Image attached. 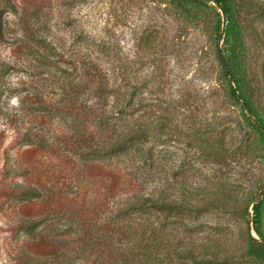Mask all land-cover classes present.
Returning <instances> with one entry per match:
<instances>
[{"label": "rangeland", "instance_id": "1", "mask_svg": "<svg viewBox=\"0 0 264 264\" xmlns=\"http://www.w3.org/2000/svg\"><path fill=\"white\" fill-rule=\"evenodd\" d=\"M252 4L241 18L258 42L245 37V63L259 78L264 122V0ZM218 21L221 10L208 0H0V181L38 178L49 189L2 202L0 264H11L8 248L23 242L44 247L32 255L43 264L128 261L110 240L115 209L128 196L110 191L115 168L131 185L126 191L177 208L145 207L139 220L162 233L160 264H264L248 242L261 243L252 205L264 190V135L229 91ZM37 42L60 53L57 67L78 68V77L36 63V56L48 61ZM139 125L148 134L122 155L93 151L111 130ZM25 208L45 218L33 237L5 226ZM185 249L206 255L181 262L176 254Z\"/></svg>", "mask_w": 264, "mask_h": 264}, {"label": "trees", "instance_id": "2", "mask_svg": "<svg viewBox=\"0 0 264 264\" xmlns=\"http://www.w3.org/2000/svg\"><path fill=\"white\" fill-rule=\"evenodd\" d=\"M217 5L221 10L222 23L218 21V32L221 30V36L223 40V50L220 55V61L223 68L224 75L228 80L229 91L233 98L240 100L241 107L254 119L255 127L260 134L264 135V122L258 116V109L260 110L257 101L259 92V78L257 72H251L247 64L246 39L247 35H250L252 40L258 42V35L254 29L247 23L246 18H241V14L245 12V9H251L254 7L252 0H208ZM180 5V4H179ZM246 22V23H245ZM1 26V23H0ZM222 28V29H221ZM2 36V30L0 27V37ZM38 41V40H35ZM42 49L41 51L48 57V61L36 56L34 59L36 63L40 65H46L50 68H54L60 75L69 78L76 79L78 77L79 69L73 67L71 71L61 69L56 66L54 59H61V55L54 48L47 45L45 42H37ZM87 79H92L91 75L87 74ZM10 122V120H9ZM100 125L102 120H100ZM106 125V123H105ZM145 126H137L130 131H116L111 130L107 141L103 146L93 150L96 155L102 156H118L122 155L127 146L133 143L141 142L142 139L148 134ZM19 134V133H18ZM22 140L31 141L29 136L22 135ZM202 144L210 147V143L206 140L201 141ZM79 157H85V152H80ZM122 170L115 168L111 174L113 178V186L110 191L113 190L117 193L116 196H127L123 202V207L115 209L112 218L113 232L111 241L115 246H121L126 250L127 259L124 264H160L156 254L159 253L160 239H162V233L160 229L150 226H143L139 223L142 212L145 207L149 210L160 211L162 209L168 211H176L175 204L173 202H161L159 203L153 198H142L140 190L133 191L127 189L126 185L131 186L126 180L121 184L119 181V175ZM48 175V176H47ZM53 174L46 172V183L55 184ZM52 176V177H51ZM78 180V177L76 178ZM121 185H120V184ZM118 189V190H117ZM42 190L49 191L45 184H40L39 179L36 178L33 183L23 182L17 183L14 181L4 182L0 181V207L4 199H24V198H36L40 197ZM117 190V191H116ZM75 195L81 194L83 189L77 188L74 190ZM86 191L82 195L85 196ZM52 197V195H50ZM54 196V195H53ZM115 195L113 194V197ZM115 196V197H116ZM54 198V197H52ZM55 199V198H54ZM58 202V198L55 199ZM60 202V201H59ZM264 203V190L260 194V198L252 205V224L253 232L261 240V243L256 242L252 237L249 238V253L255 256H261L264 258V232L262 230V224L264 219L263 214ZM32 210V212H28ZM3 210L0 209V212ZM53 209H49L46 215H51ZM3 213V212H2ZM43 212H38L35 209L25 208L22 217L14 215L13 218H7L5 226L7 230L13 233L22 231L28 236H35L36 228L44 222L45 218H34V215H41ZM1 214V213H0ZM5 215V214H4ZM7 216V215H5ZM68 229V228H67ZM85 232V231H84ZM23 246L16 247L14 249L8 248L6 253V259L11 264H43L38 263L34 258L35 254L46 253L44 247H37L36 244L30 242H23ZM262 244V245H261ZM24 246H27L24 249ZM119 250V248H118ZM13 251H16L15 254ZM114 258L121 255V252L115 251ZM198 255L205 256V254H193L191 249H185L183 252L176 254L180 257L181 262L190 260L195 262ZM202 262L214 264L211 260L200 259ZM171 263V262H170Z\"/></svg>", "mask_w": 264, "mask_h": 264}]
</instances>
